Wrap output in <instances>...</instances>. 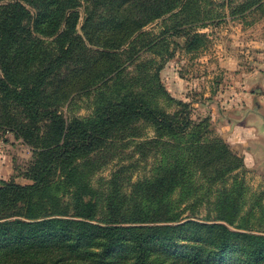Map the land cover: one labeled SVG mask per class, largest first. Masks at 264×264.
<instances>
[{"label": "rangeland", "instance_id": "rangeland-1", "mask_svg": "<svg viewBox=\"0 0 264 264\" xmlns=\"http://www.w3.org/2000/svg\"><path fill=\"white\" fill-rule=\"evenodd\" d=\"M78 4L79 46L48 76L37 96L39 106L65 118L89 119L100 105L138 93L169 115L189 112L193 124L208 127L206 135L227 145L242 163L219 177L214 171L221 166L211 160L216 158L200 157L205 163L199 170L193 168L195 190L188 195L176 190L170 197L174 210L183 213L179 221L169 223L192 219L243 232V222L250 220L257 230L247 231L264 235L260 220L264 215V0H78ZM29 9L33 37L47 40L49 22L39 27L44 15ZM43 45L19 56L22 71L43 64L50 50L47 42ZM6 110L0 101V115ZM15 116L25 120L21 111ZM47 122L42 119L37 124ZM134 127L129 135L117 132L109 150L94 158L101 168L93 177L94 185L107 190L112 173L121 168L122 190L129 191L126 183L149 178L177 152L183 161L188 159V135L163 136L140 146L156 135L145 121ZM35 152L22 135L0 124V180L30 183L25 172ZM223 211L233 214L232 224L215 219ZM216 233L217 229L197 226L174 229L169 247L150 243L149 258L154 264H264V249L253 256L243 239H239L243 247L217 251ZM126 244L113 245L108 259L131 264L132 252L120 251ZM260 245L264 248V243ZM54 256L40 259L54 264ZM0 264L26 262L0 252Z\"/></svg>", "mask_w": 264, "mask_h": 264}, {"label": "trees", "instance_id": "trees-1", "mask_svg": "<svg viewBox=\"0 0 264 264\" xmlns=\"http://www.w3.org/2000/svg\"><path fill=\"white\" fill-rule=\"evenodd\" d=\"M78 5V0H0V101L7 107L0 124L22 135L36 150L25 172L30 183L0 180V252L26 264H43L40 257L48 254L57 257L54 264H114L108 259L111 247L126 242L120 251L132 252L131 264H154L148 253L151 242L169 247L174 229L197 226L217 229V251L232 245L243 247L244 243L253 256L260 253L264 235L247 231L257 230L252 229L250 220L243 222V232L192 219L171 224L179 221L183 212L174 210L170 197L176 190H185L186 195L195 190L193 168H201L205 163L202 157L216 158L211 160L221 166L214 171L219 177H226L242 163L227 145L206 135L208 127L193 124L189 112L169 115L138 93L100 105L89 119L65 118L39 106L37 96L48 76L79 46ZM29 6L35 15L45 17L39 27L49 22L47 40L33 37ZM44 42L50 50L47 48L43 64L22 71L19 56L31 52L36 44L44 46ZM19 111L25 120L15 116ZM42 119L47 124L38 125ZM139 121L151 124L156 135L140 146L158 142L163 136L183 139L188 135V159L183 161L177 152L149 178L126 183L129 191L122 190L121 168L112 173L107 190L94 185L93 177L101 169L94 158L109 150L117 132L129 135ZM232 215L223 211L215 219L232 224ZM260 220L264 221V215Z\"/></svg>", "mask_w": 264, "mask_h": 264}, {"label": "water", "instance_id": "water-1", "mask_svg": "<svg viewBox=\"0 0 264 264\" xmlns=\"http://www.w3.org/2000/svg\"><path fill=\"white\" fill-rule=\"evenodd\" d=\"M264 123V122H263ZM262 133H264V130L262 131Z\"/></svg>", "mask_w": 264, "mask_h": 264}, {"label": "crops", "instance_id": "crops-1", "mask_svg": "<svg viewBox=\"0 0 264 264\" xmlns=\"http://www.w3.org/2000/svg\"><path fill=\"white\" fill-rule=\"evenodd\" d=\"M262 134H264V133H262Z\"/></svg>", "mask_w": 264, "mask_h": 264}]
</instances>
